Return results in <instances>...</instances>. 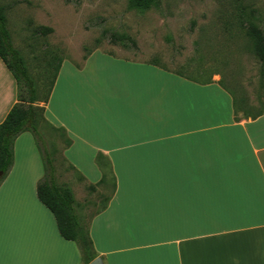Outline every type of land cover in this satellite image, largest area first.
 <instances>
[{"label": "crops", "instance_id": "crops-1", "mask_svg": "<svg viewBox=\"0 0 264 264\" xmlns=\"http://www.w3.org/2000/svg\"><path fill=\"white\" fill-rule=\"evenodd\" d=\"M97 52L79 68L62 61L48 88L25 65L36 105L72 141L62 155L73 172L95 187L96 156L111 167L114 190L89 224L102 263L264 264V114L235 122L216 77L204 84ZM15 103L0 60V124ZM12 150L0 264H81L38 201L43 167L31 135Z\"/></svg>", "mask_w": 264, "mask_h": 264}, {"label": "rangeland", "instance_id": "rangeland-1", "mask_svg": "<svg viewBox=\"0 0 264 264\" xmlns=\"http://www.w3.org/2000/svg\"><path fill=\"white\" fill-rule=\"evenodd\" d=\"M129 4L130 0H0L12 45L36 70L44 88L62 61L79 68L98 51L157 64L197 82L216 77L236 98L244 112L241 118L259 113L264 64L255 55L249 32L254 24L264 37V0H161L149 10ZM115 34L126 35L134 44L115 42ZM57 149L56 181L72 191L79 213L88 221L104 206L112 186L87 185L65 162L59 143Z\"/></svg>", "mask_w": 264, "mask_h": 264}, {"label": "trees", "instance_id": "trees-1", "mask_svg": "<svg viewBox=\"0 0 264 264\" xmlns=\"http://www.w3.org/2000/svg\"><path fill=\"white\" fill-rule=\"evenodd\" d=\"M160 1L130 0L129 6L132 9L149 10L158 6ZM65 2L71 3L73 0H65ZM250 26L249 37L253 40L255 55L264 64V37L261 31L255 28L254 24ZM112 39L115 42L134 44L126 35L115 34L112 35ZM0 60L12 76L16 86V103L0 124V184L12 167V149L16 138L23 133H29L33 138L43 167V177L36 186L38 201L53 215L60 237L76 245L81 264H90L97 258L103 264V259L98 257L89 236L90 220L98 212L86 221L79 213L72 191L67 186L59 185L55 178L57 145L58 143L61 145L63 154L64 150L70 147L72 141L68 138L63 128H55L49 124L44 117V108L36 105L34 82L28 74L24 58L12 45L10 34L6 27V16L2 7H0ZM151 64L160 67L157 64ZM174 74L191 80L181 73ZM263 78L264 72L262 73L261 82L262 92ZM227 91L233 100L234 121L246 120L247 118L240 117V114L244 112L238 107L236 98L229 90ZM263 114L264 101L262 96L261 109L251 119L258 118ZM52 132L57 133L56 136H53ZM103 159L104 157L100 154L95 158V164L102 173L101 180L97 186L105 187L110 184L113 191L114 176L109 163L104 162ZM106 203L102 209L106 207Z\"/></svg>", "mask_w": 264, "mask_h": 264}, {"label": "water", "instance_id": "water-1", "mask_svg": "<svg viewBox=\"0 0 264 264\" xmlns=\"http://www.w3.org/2000/svg\"><path fill=\"white\" fill-rule=\"evenodd\" d=\"M90 264H101V261H100V259H95V260H93Z\"/></svg>", "mask_w": 264, "mask_h": 264}]
</instances>
